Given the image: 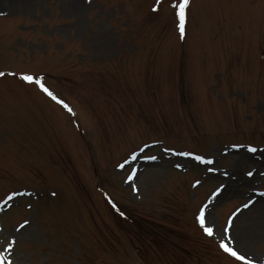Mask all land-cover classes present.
<instances>
[{
  "label": "rangeland",
  "instance_id": "obj_1",
  "mask_svg": "<svg viewBox=\"0 0 264 264\" xmlns=\"http://www.w3.org/2000/svg\"><path fill=\"white\" fill-rule=\"evenodd\" d=\"M180 4L186 6L183 24L173 9ZM263 81L264 0H0V200L22 188L40 193L0 210H10L0 230L10 263L250 264L226 252L222 239L226 216L264 195V165L248 196L237 197L236 179L214 182L209 167L163 150L197 151L202 161L213 159V170H230L232 152L247 147L227 145L250 143L264 163ZM150 143L155 146L141 153L161 163L141 172L132 186L138 193L125 185L124 197L126 173L114 170L127 153ZM59 164L64 178L53 179L49 169ZM173 165L187 174L169 171ZM254 170L242 166V174ZM28 171L30 183L23 178ZM33 172L50 173L49 179ZM200 178L204 183L189 189ZM70 182L79 188V202H65ZM223 183L229 193L212 210L216 216L194 228L193 211ZM113 189L123 197L114 192L111 200L128 210H154L152 225L171 214L164 218L175 223L176 244L165 235L169 247L154 244L160 248L148 255L139 249L123 232V213L99 200L97 194ZM246 220L231 231L248 226ZM242 251L263 257L264 237Z\"/></svg>",
  "mask_w": 264,
  "mask_h": 264
},
{
  "label": "bare ground",
  "instance_id": "obj_2",
  "mask_svg": "<svg viewBox=\"0 0 264 264\" xmlns=\"http://www.w3.org/2000/svg\"><path fill=\"white\" fill-rule=\"evenodd\" d=\"M232 155H233L231 157V161H232L231 169L232 170L224 173L223 175H220L217 172H215L213 173V175H211V179L214 182L226 181V179L229 178L230 174L234 175L237 181L235 183V186H233L234 193L237 197H240V196L243 197L250 193V190L252 189V185L254 182L255 173L253 174L252 177H245V176H244L245 178L242 177L243 175L242 166L246 165L247 162H250L251 164H253L255 169L258 171L260 164L255 163V161H253L254 156L246 152H239L235 154L233 153ZM138 178L139 176L137 175L134 178L133 183H136ZM224 186L226 187L222 190V192H220L219 195L216 197V199L212 200V202L208 205V207L211 205H214V206H212L211 209L207 207L203 211V214L201 216L204 219V221L209 222L210 215H214L212 210L214 209L215 205L219 203V201H221L223 198H225V196L229 193V191L227 190V188L229 187V184L226 183ZM250 209H253V214L247 215V212L243 211V214H241L242 213L241 212L234 220V222H237V221L241 222L243 217L244 218L246 217L247 218L246 222L249 223L248 226L244 225L243 227V225H241L238 229H235L234 232L232 231L229 234L230 237L227 236L229 248L231 250L242 252L243 254L245 253L244 251L246 250L243 247L244 251H242V245H244L245 243H248L252 239L254 241H257V240H261L262 237H264V196L257 197V201H255L247 210H250ZM208 213H211V214H208ZM250 228L252 230L249 231ZM224 234L228 235V233H224ZM247 257L251 259V255H248ZM259 262L263 263L261 258H257L253 260L254 264H258Z\"/></svg>",
  "mask_w": 264,
  "mask_h": 264
}]
</instances>
